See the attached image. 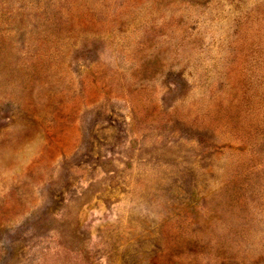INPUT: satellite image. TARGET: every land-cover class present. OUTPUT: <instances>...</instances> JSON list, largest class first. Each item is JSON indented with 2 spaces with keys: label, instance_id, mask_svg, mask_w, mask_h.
Listing matches in <instances>:
<instances>
[{
  "label": "rangeland",
  "instance_id": "obj_1",
  "mask_svg": "<svg viewBox=\"0 0 264 264\" xmlns=\"http://www.w3.org/2000/svg\"><path fill=\"white\" fill-rule=\"evenodd\" d=\"M0 264H264V0H0Z\"/></svg>",
  "mask_w": 264,
  "mask_h": 264
}]
</instances>
